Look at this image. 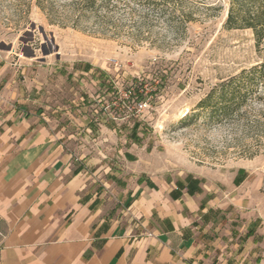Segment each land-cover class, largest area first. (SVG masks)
<instances>
[{
  "label": "rangeland",
  "instance_id": "1",
  "mask_svg": "<svg viewBox=\"0 0 264 264\" xmlns=\"http://www.w3.org/2000/svg\"><path fill=\"white\" fill-rule=\"evenodd\" d=\"M230 6L0 0V88L86 155L201 186L231 232L233 263L264 264V87L231 116L198 108L264 67L253 31L227 29Z\"/></svg>",
  "mask_w": 264,
  "mask_h": 264
},
{
  "label": "crops",
  "instance_id": "2",
  "mask_svg": "<svg viewBox=\"0 0 264 264\" xmlns=\"http://www.w3.org/2000/svg\"><path fill=\"white\" fill-rule=\"evenodd\" d=\"M105 159L0 88V264H236L201 186Z\"/></svg>",
  "mask_w": 264,
  "mask_h": 264
},
{
  "label": "trees",
  "instance_id": "3",
  "mask_svg": "<svg viewBox=\"0 0 264 264\" xmlns=\"http://www.w3.org/2000/svg\"><path fill=\"white\" fill-rule=\"evenodd\" d=\"M228 1L231 6L226 21L227 29L252 30L257 47L259 49L262 47L264 51V0ZM254 83L264 87L263 66L255 67L249 73L219 85L200 102L198 108L210 109V114L221 113L231 116L244 104L247 93ZM190 118L191 116L187 115L184 121L187 122Z\"/></svg>",
  "mask_w": 264,
  "mask_h": 264
},
{
  "label": "built area",
  "instance_id": "4",
  "mask_svg": "<svg viewBox=\"0 0 264 264\" xmlns=\"http://www.w3.org/2000/svg\"><path fill=\"white\" fill-rule=\"evenodd\" d=\"M140 107H142V106H140Z\"/></svg>",
  "mask_w": 264,
  "mask_h": 264
}]
</instances>
